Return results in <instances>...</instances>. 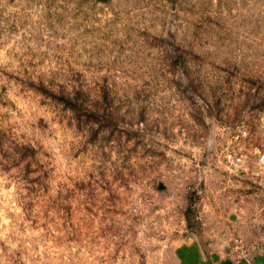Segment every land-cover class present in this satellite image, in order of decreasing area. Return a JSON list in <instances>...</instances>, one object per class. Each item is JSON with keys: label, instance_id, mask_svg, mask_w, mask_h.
Returning <instances> with one entry per match:
<instances>
[{"label": "rangeland", "instance_id": "374dc122", "mask_svg": "<svg viewBox=\"0 0 264 264\" xmlns=\"http://www.w3.org/2000/svg\"><path fill=\"white\" fill-rule=\"evenodd\" d=\"M264 248V0H0V264H178Z\"/></svg>", "mask_w": 264, "mask_h": 264}, {"label": "crops", "instance_id": "0c3cea01", "mask_svg": "<svg viewBox=\"0 0 264 264\" xmlns=\"http://www.w3.org/2000/svg\"><path fill=\"white\" fill-rule=\"evenodd\" d=\"M177 259L178 264H264V248L236 258L229 252H204L199 242L191 240L179 250Z\"/></svg>", "mask_w": 264, "mask_h": 264}]
</instances>
